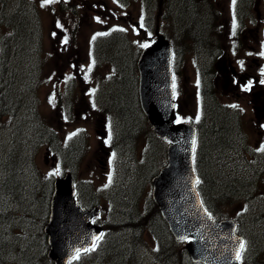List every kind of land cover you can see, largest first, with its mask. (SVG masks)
<instances>
[{"label": "rangeland", "instance_id": "obj_1", "mask_svg": "<svg viewBox=\"0 0 264 264\" xmlns=\"http://www.w3.org/2000/svg\"><path fill=\"white\" fill-rule=\"evenodd\" d=\"M18 1L33 3L34 13H36V15H33V27L37 26V32L32 34L31 45L25 49L24 55L22 54L19 59L15 58L14 54L11 53L6 61L5 55L7 52L4 50L3 54L0 51V64L4 62L8 64V68L12 67L14 69L17 66L20 67L16 69V85L19 94L17 109H19V113L11 122L6 118L0 119V178H5L6 175L11 178L14 174L20 183H17L16 188L9 185L7 189L13 193L14 199L7 195L6 190L1 191L0 211L11 212L13 219L8 223L9 225L13 222H15V225L16 221H22L17 226L18 229L24 227L27 231V236L17 239L16 243L23 250V255L28 258L37 254L38 249L34 241L30 242L29 239L36 237L33 225L37 226L38 220L35 219V215L39 210L38 203L40 204L42 201L43 187L38 180L41 176L45 178L55 175L57 170L60 171V167L53 164L51 156L55 154V151H53V146L49 142L42 143L35 147L34 150L32 149L33 141L40 137L34 133L36 131L37 133H43L38 128L39 119L43 118L47 122L45 125H52L62 138L76 130L86 129L84 133L87 138V146L82 155L77 177L79 180L89 179L98 191L105 189L113 179V168H116L113 166L107 150L101 144L105 126H98V124H104L105 118H98L97 112L91 107L89 98L95 85V76L93 74L89 75L90 70L88 69L92 59V39H95L99 32L107 31L114 28V26L127 27L130 31L129 38L133 42H135V34L139 43L146 41L148 35L144 31L138 30L135 26V22H142L143 19L140 0H64L69 6L76 8L73 15H67L66 11L62 13L53 8V5L60 0H55L54 3L47 5L44 4L43 0H0V11L2 6H5L4 8H15ZM155 1L159 3V0ZM213 1L220 6L222 12L219 22L223 25L221 41L225 43L226 56L235 62L236 59L240 60L243 58L244 55L242 53L246 52L245 57L253 67L257 66L253 59H257L263 64L264 4L260 1L259 9L256 8L254 10L253 16L245 21L244 27L236 35V33L233 34V30L230 28L234 20L232 13L233 0ZM24 6L29 11L28 7L30 6L27 4H24ZM211 14L212 11L205 7L202 14L203 17L196 15V18L210 21ZM65 20L70 22L75 29L73 41H70L71 32H66L62 29V22ZM208 21L207 24H209ZM168 24L171 27L173 37L179 39L181 44H184L189 35L187 19L180 18L179 12H177L176 17L169 21ZM202 25L206 27V22L204 21ZM256 27L258 28L257 30ZM251 29L253 31H250ZM166 31H168L167 27ZM3 33L4 30L0 26V34L2 35ZM229 46L233 47L234 51L235 48L240 49L238 54L235 55L233 50L230 51ZM58 51H60V55ZM2 54L3 58L1 57ZM177 60H179V65L175 79L179 111L183 117H195L197 114L196 110H198L197 93L199 85L196 66L192 56L185 57L179 54ZM206 62L207 60L204 61V64ZM97 71L104 75L102 76L104 79L109 74L110 67L103 60ZM69 77V83L74 78L76 85L72 94L69 92L67 95L71 100L68 101L65 95L62 98L64 106H60L56 104V95L59 88L62 92L67 88ZM111 87H114V79L101 86L96 101L98 102L99 97L109 91ZM222 90L223 88L220 86L221 101L228 106H233L235 112H239L243 129L242 138L240 134L236 135L235 132L234 135L232 134L233 136H229L230 140L233 137L232 142L234 143L222 155L227 162L225 166L230 176H239L242 170L247 169L249 165L247 160L250 161L251 156H257L258 160L262 162L264 160V157H261L264 156V150H261L264 148V116L259 113L258 116L253 109L252 103H248V100L232 96L229 90L223 92ZM14 99L17 101L18 96L14 95ZM67 103L70 105V109L66 111L65 105ZM8 104L13 105L15 103L9 102ZM225 123H227V120L223 122V124ZM233 128H236V126L232 125V130ZM13 145L15 147L13 150L14 155L12 156L14 161L11 162L15 163L13 168H15L16 172L13 168L10 170L5 168L3 170L2 168V158L5 157L3 156V151L13 147ZM238 146L239 150L237 151ZM49 150H52L50 156L46 154V151ZM26 152L28 153L27 156H30L29 159H27ZM80 152L81 150H78L77 154ZM207 153V148H204L203 156H206ZM220 153L214 154L219 156ZM121 155L126 156V154ZM242 156H245V158L243 159ZM214 165H216L215 162ZM214 165L209 161H204L201 164V170L206 177L219 173V170ZM255 175L259 177L256 189L260 194H264L263 169ZM239 178V181H243L246 177L242 175ZM1 185L2 181H0ZM83 191H85V187ZM15 199L23 200L22 203H19L15 202ZM31 201H36L35 205L31 206ZM229 206L232 214L240 212L243 208L238 202ZM15 213L23 215V219H15L13 217ZM40 217L38 215V218ZM117 232L115 234L111 233V236L117 235ZM147 239L150 241L149 246H153L149 235ZM251 242L253 246L252 237ZM149 254L147 253V257L151 261ZM11 258L13 259L14 256ZM184 264H187V261H184Z\"/></svg>", "mask_w": 264, "mask_h": 264}, {"label": "trees", "instance_id": "obj_2", "mask_svg": "<svg viewBox=\"0 0 264 264\" xmlns=\"http://www.w3.org/2000/svg\"><path fill=\"white\" fill-rule=\"evenodd\" d=\"M171 1L164 0L165 4L168 3L167 9L169 11L170 9L172 11ZM192 3V0H179L178 9L182 13V17L180 13V18L187 19L188 22L189 28H187V31L189 35L186 38V42L194 43V51L199 54V58L200 56L204 57L205 54L209 57L205 56L207 60L205 64L202 61L203 79H205L204 85L206 87H204L205 91L203 94L204 96L211 97V56L208 54V51L214 50L215 52L216 46L212 45L214 40L211 36L209 37L210 32L206 29L207 22L205 27L202 25L205 19L198 20L196 18L198 11L197 9L195 11L191 9ZM24 4L29 6V3L23 1V3L19 4L9 14L3 13L0 16L1 27L8 30L5 36L0 34L3 38L4 50L7 52L5 55L6 61L8 55L11 53L15 56L21 51L19 55H24L25 49L32 43V34H35L32 15L27 12ZM9 69L8 64H4L2 70L5 71V74L0 78L3 83L7 79V75L11 76V72L15 71L10 70L9 72ZM116 72L119 75L114 78V81H116L115 93L113 92L110 96H107L106 102L107 104L110 103L114 110L111 116L113 131L112 145L114 149L116 147L117 154H126V156L121 155L124 157L125 163L121 170L119 185L112 190L107 189V191H104V195L114 211L112 215L114 223L113 230L118 232L117 235L112 236L110 241L105 239L100 243L93 257L94 259L91 258V260L93 259V263L98 262L99 264H184V261H187V264H194L188 257L186 259L187 253L183 247V243L173 237L166 221L160 214L150 195L151 179L165 162L166 142L152 131L146 116L140 108L137 75L133 65L129 66L118 63ZM15 81L16 76L15 78L12 76V83L8 88L12 90ZM14 90L15 87L8 96L7 94L4 96L0 95L1 103L6 105L2 108L0 115L5 113L12 114L14 112L12 107L9 106L10 104H8L11 101L16 103L14 95H18V92ZM207 107L209 106L207 105ZM216 107V112H212V110L208 111V114L211 116L212 112L213 116L210 117L212 124L204 132L203 137L205 142H198L196 156L198 167L199 162L203 164L205 161V156H203L205 146L208 151L206 156L209 155L208 160L211 163L214 160L218 161L216 157L214 158V153L221 152L220 155H223V152L233 145V137L231 140L229 138V136H233V130H223L224 126L222 125L224 124L222 123V116L219 114L223 110L219 106ZM204 109H207L206 106ZM14 116L15 112L13 113ZM217 125H220V127ZM143 142H145V147L138 152L139 146ZM219 159H221V156ZM212 164L214 165V163ZM223 172H227V168ZM226 176L228 177V175H221L223 181H220L221 178L211 180V189H207L208 195H211L218 203L229 200L227 192H224V188H227V184H225L227 180ZM238 179L240 178L238 177L236 180L238 181ZM243 182L237 185V187H235L237 183L233 184L232 187H228L231 189L233 195L238 196L236 194L238 193L242 196H248L251 198L249 200H252L249 201V209L244 210L243 216L237 217L240 228L243 226L247 227L250 233H246L249 237H252L254 242V245L248 247L244 253L243 261L245 264H264V200H256L254 198V193L252 192L254 186L253 177L245 178ZM17 183L20 182L13 174L5 189L8 196L13 197V193L7 190L9 185L10 187L14 186L16 188ZM213 183L214 187L212 186ZM43 197L47 200L42 201L40 204L38 203L39 210L36 216L42 215L48 209V198L45 197V194ZM239 199L241 198L239 197ZM18 200H21L19 202L22 203L23 199ZM92 201L94 202L93 199ZM35 203L36 201L30 202L31 206L35 205ZM211 212L215 214L212 208ZM11 215V212L0 211V264H12L13 260L11 257L13 256L14 262L17 264H52L46 256L47 243L45 235L41 228H37L36 225H33L36 237L29 239L30 242L34 241V244L38 247L37 254L28 258L23 255V250L16 243V240L27 236V231L21 225V229H16L18 223H22L21 220L16 221L17 225H14L15 222L9 225L8 223L13 219ZM216 216L222 215L216 212ZM18 219H23V215ZM147 230L152 235L155 244V247L152 248L151 261L145 255L147 253L146 250H143L140 245V241L143 242L142 236ZM70 264L80 263L74 260ZM90 264L92 263L90 262Z\"/></svg>", "mask_w": 264, "mask_h": 264}, {"label": "water", "instance_id": "obj_3", "mask_svg": "<svg viewBox=\"0 0 264 264\" xmlns=\"http://www.w3.org/2000/svg\"><path fill=\"white\" fill-rule=\"evenodd\" d=\"M138 63L141 106L155 131L171 140L167 147L168 163L152 179L153 199L172 233L180 239L190 237L186 248L195 261L241 264L237 256L244 238L236 233L235 221L218 222L211 218L196 188V130L175 122L169 43L161 36L143 49ZM71 195L70 176L58 180L50 221L45 227L51 244L49 256L56 264H66L77 249L92 245L102 233L101 227L89 222L93 212L74 208Z\"/></svg>", "mask_w": 264, "mask_h": 264}, {"label": "flooded vegetation", "instance_id": "obj_4", "mask_svg": "<svg viewBox=\"0 0 264 264\" xmlns=\"http://www.w3.org/2000/svg\"><path fill=\"white\" fill-rule=\"evenodd\" d=\"M230 65L228 66L226 63L220 61L219 63V71L221 74H223L226 78V81L223 80V83L226 82V87L229 89H238V87L241 85H244L246 82H249L248 86H251L252 88L248 89V92L250 94H252V96L254 94L257 93V90L264 89V79L263 77H257L255 75V71L251 68V66H244V68H242L240 66V64H237V68L229 63ZM239 80L241 81L240 85H239ZM238 92V91H237ZM242 92L238 93V96H244L241 94ZM257 104V105H256ZM256 104H255V109L258 112V109L260 110L261 114H264L263 111V106H264V96L262 97V99L257 102L256 100Z\"/></svg>", "mask_w": 264, "mask_h": 264}, {"label": "snow or ice", "instance_id": "obj_5", "mask_svg": "<svg viewBox=\"0 0 264 264\" xmlns=\"http://www.w3.org/2000/svg\"><path fill=\"white\" fill-rule=\"evenodd\" d=\"M43 2H44L45 5H47V4L54 3L55 0H43ZM233 4H235V0H233ZM232 27H233V34H235V28H236L235 20H233V25H232ZM65 42H66V41H65ZM142 46H143V47H147V45H142ZM193 143H195V142H193ZM261 150H264V148H262ZM55 174L58 175V174H59V171L57 170V172H56ZM109 179H110V178H109ZM97 239H100V237H97ZM240 248H241V250H243V248H244V244H243V243H241ZM237 258L239 259V254H238Z\"/></svg>", "mask_w": 264, "mask_h": 264}, {"label": "bare ground", "instance_id": "obj_6", "mask_svg": "<svg viewBox=\"0 0 264 264\" xmlns=\"http://www.w3.org/2000/svg\"><path fill=\"white\" fill-rule=\"evenodd\" d=\"M12 199H14V198L12 197ZM15 202H19V201L15 199ZM19 203H20V202H19Z\"/></svg>", "mask_w": 264, "mask_h": 264}]
</instances>
